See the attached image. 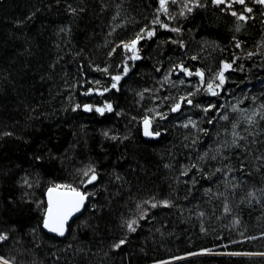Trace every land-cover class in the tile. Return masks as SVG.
Wrapping results in <instances>:
<instances>
[{"label": "trees", "instance_id": "1", "mask_svg": "<svg viewBox=\"0 0 264 264\" xmlns=\"http://www.w3.org/2000/svg\"><path fill=\"white\" fill-rule=\"evenodd\" d=\"M200 4L166 29L159 0H0L9 264H264V12ZM137 35L139 59L112 88ZM50 188L87 195L63 236L43 226Z\"/></svg>", "mask_w": 264, "mask_h": 264}, {"label": "snow or ice", "instance_id": "2", "mask_svg": "<svg viewBox=\"0 0 264 264\" xmlns=\"http://www.w3.org/2000/svg\"><path fill=\"white\" fill-rule=\"evenodd\" d=\"M171 2L172 4H176L177 0H159V11H162L163 13L167 14L168 13V3ZM255 3L264 5V0H254ZM194 4V6L196 7H200V0H188L187 3H185L183 5V8L187 9L188 12H191L193 9L192 7H189V4ZM212 3L219 6L221 4H227V0H212ZM232 3L235 4H240L244 6V9L242 12L237 13L236 11H232L231 15L236 16L238 20H247L250 19L251 17H247L244 15V12L247 13H251L253 11V9L251 7H247L246 4V0H232ZM227 6L230 8L232 5L231 4H227ZM180 15L183 16L184 12L181 11ZM154 24H160L162 27L167 28L168 25L163 24L162 21L159 19V17H157L156 20L153 21ZM171 31L174 32H178L179 29L178 28H172ZM237 31H239V26L237 27ZM147 35L149 37H151L152 35H154L153 31H148ZM143 37L140 35H137L135 39H133L130 43L124 44L123 47L125 49H127L128 51L133 52L132 57H130L131 59L135 60V59H139V57L137 55H135V50H136V44L137 42L142 39ZM237 47L240 46L239 43H237L236 45ZM193 59H195V57H193ZM178 67H180V69L182 71L185 72L186 75L191 76L193 75L192 72L188 71L187 69L183 68L182 65H179ZM232 67L231 64L225 63L223 65V70H221L218 74H217V78L219 80V84L217 85V87H220L221 85H223L225 77H224V70L230 69ZM104 71H107V69H104ZM125 74H127V67H125L124 69ZM195 75H198L201 77V79H203V73L202 72H197L195 73ZM113 81L115 82H119L121 80V76L120 75H116L112 77ZM168 80V77H165V81ZM180 83H184L183 80L180 81ZM117 87V83H113L112 84V88H116ZM108 89H105V91H107ZM207 90L209 92H211L212 95H217V93L213 90V85L212 83H208L207 84ZM102 94V93H101ZM142 95V94H141ZM192 95V94H190ZM183 101H185L188 104H192V100L188 99L187 97H183L181 98ZM77 107H79V105H77ZM106 108L108 111H112V106L110 104L106 105ZM180 108V104L177 103L175 105V107L172 109V111H177ZM84 110L85 111H91V107L88 105L84 106ZM208 109H205V111H207ZM235 110V109H234ZM96 111L100 112L101 114H103L104 109H96ZM223 119L227 120L228 117L227 115L222 117ZM249 122H251V118H249ZM151 121L148 118L144 119V125H145V130H144V135L145 136H151L153 135V133L151 131H149V125H150ZM189 123H192L191 121ZM185 127H187L188 125H184ZM193 126H195L193 124ZM236 128V125H233V129ZM107 135V134H106ZM155 135H159V133H155ZM233 136L234 137H239V133L233 131ZM115 139V137H113ZM233 143H236V140H233ZM85 176L88 175V172L84 173ZM96 179V176L93 174L90 179H89V183H91L93 180ZM59 187V186H58ZM56 192V189H52L50 188L48 190L49 193V200H48V205L47 208L45 209V217H44V227L47 228L49 231L54 232L59 234L60 236H63L65 234V225L68 221V219L75 213V212H79L81 207L83 206V203L86 199V195L84 193H81L79 191H77L75 188H70L68 192L65 193H57L55 196H53V193ZM249 196H254V193H249ZM165 206H167V202H164ZM153 207H156L155 204L152 205ZM229 209L227 206H225V212H228ZM136 224V221H130L127 222V228L129 231L134 232L136 229L133 227V225ZM7 239V236L4 234H0V241H3ZM125 243V240H120L118 243H116L114 245V248L119 249L121 247V245H123ZM0 264H9V262L7 260H4L3 257H0Z\"/></svg>", "mask_w": 264, "mask_h": 264}, {"label": "flooded vegetation", "instance_id": "3", "mask_svg": "<svg viewBox=\"0 0 264 264\" xmlns=\"http://www.w3.org/2000/svg\"><path fill=\"white\" fill-rule=\"evenodd\" d=\"M188 0H177L176 4H172L171 2L168 3V13L165 14L163 13V16L166 18H173V16L183 8V5L187 2ZM201 1H206V0H200ZM212 3V0H207ZM213 4V3H212ZM227 4H231L232 6L229 8ZM227 4H221V6L224 10H226L229 14H231L232 11H236L237 13H240L243 11L244 6L240 4H235L232 3V0H227ZM247 7H251L253 9L252 12L257 11V10H262L264 12V5L255 3L254 0H246ZM193 5V4H191ZM215 5V4H213ZM217 6V5H215ZM196 6H194L192 9H194ZM251 13L244 12L245 16H250ZM171 15V16H170Z\"/></svg>", "mask_w": 264, "mask_h": 264}, {"label": "rangeland", "instance_id": "4", "mask_svg": "<svg viewBox=\"0 0 264 264\" xmlns=\"http://www.w3.org/2000/svg\"><path fill=\"white\" fill-rule=\"evenodd\" d=\"M188 2V1H187ZM186 2V3H187ZM189 7H194V4L193 5H191V3L189 4ZM181 11H183L184 12V15H187L188 13H190V12H188L187 11V9H185V8H181V10L179 11V12H177L174 16H173V18H167L168 19V22L167 23H164V24H166V25H168V27L166 28V29H170V22L172 21V19H173V21L174 20H176V18H177V14L179 13V15H180V12ZM183 15V16H184ZM171 16V15H170ZM163 28H165V27H163ZM148 31H153V29H151V30H147L146 31V33H145V35L146 36H148L147 35V33H148ZM127 57L125 58V61H124V64H123V70H122V72L120 73V74H117V75H120L121 76V78L123 77V76H125L126 74H125V71H124V69H125V67H127V69H128V71H129V61H131V60H133V59H131L130 57H132V55H133V52H131V51H128L127 50ZM137 53H138V49H137V46H136V50H135V55H137ZM225 63H223L222 64V66H221V70H223V65H224ZM228 70V69H227ZM128 71H127V73H128ZM226 70H224V72H225ZM116 76V75H115ZM113 83H117L118 84V82H115V81H112V84ZM218 84H219V80H218ZM217 89V88H216ZM213 90H215L214 89V87H213ZM102 90H98L97 92H101ZM106 105H108V104H104L103 106H96V107H94V106H90L91 108H94L95 110L96 109H98V108H100V109H104V111H106L107 110V108H106ZM103 111V112H104Z\"/></svg>", "mask_w": 264, "mask_h": 264}, {"label": "water", "instance_id": "5", "mask_svg": "<svg viewBox=\"0 0 264 264\" xmlns=\"http://www.w3.org/2000/svg\"><path fill=\"white\" fill-rule=\"evenodd\" d=\"M135 39V38H134ZM132 41V40H131ZM131 41H129L128 43H130ZM174 108V107H173ZM83 109H84V107H83ZM173 112H175V111H173ZM144 130H145V125H144V121H143V123H142V133H143V137L145 138V139H150V138H157V135H155V133H153L152 131H151V123H150V125H149V131H151L152 133H153V135H151V136H145L144 135ZM89 181V180H88ZM52 189H56V192H54L53 193V196H55L57 193H65V192H68L69 190H66V189H58V188H52ZM49 190V189H48ZM77 191H79V190H77ZM79 192H81V191H79ZM82 193V192H81ZM86 199H87V195H86ZM86 199H85V201H84V203H83V206L81 207V209H80V211L79 212H75L69 219H68V221H67V223H66V225H65V233H66V230H67V224L70 222V220H72L73 218H75V217H77V216H79L81 213H82V211H83V208H84V205H85V202H86ZM48 200H49V193H48V191L46 192V201H47V205H48ZM44 226V225H43ZM44 229H45V231H47L48 233H51V234H54V235H59V234H57V233H54V232H51V231H49L47 228H45L44 227Z\"/></svg>", "mask_w": 264, "mask_h": 264}]
</instances>
